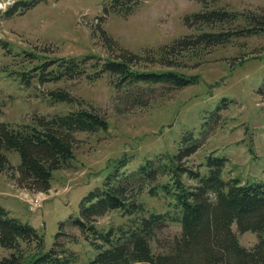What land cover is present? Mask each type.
<instances>
[{
    "label": "rangeland",
    "instance_id": "374dc122",
    "mask_svg": "<svg viewBox=\"0 0 264 264\" xmlns=\"http://www.w3.org/2000/svg\"><path fill=\"white\" fill-rule=\"evenodd\" d=\"M15 1L21 0H0V123H27L35 115L64 114L79 107L97 108L109 119L107 129L77 134L74 159L54 172L48 191L19 186L20 155L16 151L7 153L14 168L0 172V205L35 227L44 236L46 249L53 245L60 222L67 221L62 230L78 238L68 246L80 262L92 259L95 248L67 220L79 213L81 199L102 185L119 160L129 159L125 168L131 170L147 157L176 152L188 130L201 137L202 146L191 158L195 164L209 154H220L229 159L224 170L226 178L264 181L263 34L236 36L228 44L203 53L202 58L185 60L176 69L199 75V83L180 89L160 85L155 90L145 88L148 90L143 98L151 103L140 107L114 87L107 73L96 80L85 75L44 82L34 78L27 86L15 71H29L36 64L62 56L108 58L157 49L193 32L185 25L184 17L203 9L204 3L142 0L129 15H122L111 12V8L110 13H104L105 4L110 7L111 0H39L32 9L6 17L5 10ZM205 4L237 12L264 11V0H205ZM239 21L244 20L240 17ZM105 34L112 38L114 48L105 44ZM4 42L8 43L6 48ZM120 47L121 52L116 50ZM61 89L71 92L76 102H58L50 97L51 91ZM223 97L233 99L226 102L229 107L217 113L215 122L202 128ZM36 198L40 205L32 209L31 201ZM139 200L148 211H172V200L163 194L151 196L145 191ZM131 217L113 210L99 217L97 224L101 229L127 226ZM164 228L161 238L181 232V224L176 222ZM67 238L62 236L60 241ZM239 238L248 247L257 241L252 232L239 233ZM154 246L161 249L157 243ZM9 254V250L0 248V258Z\"/></svg>",
    "mask_w": 264,
    "mask_h": 264
},
{
    "label": "trees",
    "instance_id": "16d2710c",
    "mask_svg": "<svg viewBox=\"0 0 264 264\" xmlns=\"http://www.w3.org/2000/svg\"><path fill=\"white\" fill-rule=\"evenodd\" d=\"M198 1L204 3L203 9L184 17L185 25L193 32L168 45L108 58L89 54L50 58L29 71H15V76L29 86L34 78L44 82L85 75L96 80L107 73L114 87L123 90L134 105L147 106L151 100L143 98L148 90L145 88L155 90L160 85L180 89L199 83V75L176 69L185 60L202 58L203 53L228 44L236 36L264 35V11L209 8L205 0ZM38 2L15 1L4 14L11 17L19 10L32 9ZM141 2L111 0L110 7L105 4L104 13H110L111 8V12L129 15ZM240 17L244 21H239ZM104 41L107 47L116 46L107 34ZM7 45L4 42V48ZM116 50L123 51L122 47ZM22 53L37 57L28 51ZM50 97L58 102H76L74 95L63 89L51 91ZM232 100L223 97L209 110L202 128L215 122L217 113L228 108ZM108 126V117L94 107H79L50 116L35 115L27 123L1 122L0 172L14 168L7 153L16 151L21 158L17 168L19 186L48 191L54 172L74 159L77 134ZM200 138L188 130L176 152L147 157L131 170L125 168L129 159H121L102 185L84 195L79 213L67 220L80 229L96 250V255L87 262H80L68 246L78 238L62 230L67 221L60 222L53 245L46 249L44 236L35 227L0 205V248L10 251L0 258V264H264V181L226 178L224 170L229 159L220 154H209L195 164L191 158L202 146ZM145 191L151 196L163 194L170 198L172 211H148L139 200ZM113 210L132 216L129 224L99 228L98 218ZM172 222L181 224V232L161 238L165 225ZM244 232L256 234L257 241L252 247L241 243L239 233ZM62 236H68L65 242L60 241Z\"/></svg>",
    "mask_w": 264,
    "mask_h": 264
},
{
    "label": "built area",
    "instance_id": "2783aa9c",
    "mask_svg": "<svg viewBox=\"0 0 264 264\" xmlns=\"http://www.w3.org/2000/svg\"><path fill=\"white\" fill-rule=\"evenodd\" d=\"M39 205H40V200L39 199L36 198V199L31 201V208L32 209L37 207V206H39Z\"/></svg>",
    "mask_w": 264,
    "mask_h": 264
}]
</instances>
